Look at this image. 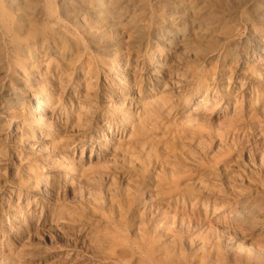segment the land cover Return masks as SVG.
<instances>
[{
    "label": "rangeland",
    "instance_id": "374dc122",
    "mask_svg": "<svg viewBox=\"0 0 264 264\" xmlns=\"http://www.w3.org/2000/svg\"><path fill=\"white\" fill-rule=\"evenodd\" d=\"M146 1L144 18L155 28L159 18L168 14L170 2L176 0ZM243 1H246L243 9L251 17H256L258 9L255 0H214L213 5L204 1L199 4L201 13L205 12L209 17L206 27L212 24L217 32H220L223 19L230 18L229 15L238 19L239 30L235 31L230 41L217 44L218 57L222 56L220 51L223 52L228 44L244 54L253 51L254 31L259 25L242 19L243 10L239 4ZM140 2L136 0L134 3ZM215 14L217 18L213 19L212 15ZM8 46L11 47L10 40L3 39L0 43V89L8 88L14 76L15 57ZM156 47L159 45L147 42L142 49L135 50L129 57L128 70L138 64V73L146 76L149 73V52ZM92 53L84 56V62L88 61L85 67L92 64L91 70L100 74L98 78H92L88 87L79 82V63L68 66V61H64L51 65V69L58 68L61 81L66 83L69 77L72 79L68 89L79 94L71 102L72 94L62 89L57 91L56 88L54 93L59 94L60 100L56 115L58 119H54L51 126H44L34 134L29 133L32 124L27 123L25 115L30 109L34 86L24 92L21 107L15 109L6 106L4 114L0 113V128L5 125L4 130H0V264H137L139 255L125 253L124 248L139 240L142 225L152 230L155 218L159 219L164 211L171 221L201 222L205 218L204 204L210 205L208 219L220 232L208 233H212L208 248L211 255L208 259H202L195 256L194 249L187 248L182 255L185 259L167 264H264V252H259L264 250V232L247 231L246 236L252 240L242 245L227 238L228 243L220 245L218 249L214 242L218 235L226 231L212 218L216 206L221 214L254 209V213L260 212V220L264 221V90L260 88L259 95L256 96L255 92L252 95L253 88L259 85L255 84L254 76L241 73L243 71L229 72L226 66L233 52L226 54V57L223 55L221 61L181 55L176 69H179L178 80L183 84L174 90L172 113L159 117L155 126H151L145 148L142 149L128 138L129 130L122 127L120 112L113 115V102L118 99L114 92L122 91V85L114 82L118 74L116 61L124 65L126 59L122 57L116 60L114 55H103V60L107 63L111 61L102 66L97 65L98 54ZM170 56L168 60L172 59ZM43 62L39 59L34 63L32 76L56 81L57 77H52L48 70L47 74H41L45 66L39 65ZM206 71L212 75L210 80L216 83L208 93L212 97L211 110L216 107L215 101H232L233 95L238 94L239 101L244 103V107L239 108L243 116L234 120L231 111L224 113V110L217 108L215 117L211 119L202 123L187 122L184 114L189 104L201 95L197 81L192 77ZM222 74L232 79L229 87L222 83ZM142 85L146 91L150 88L147 81L125 91H135ZM217 91L222 93V97L216 98ZM137 95L132 99L135 105L131 106L135 117L141 110L136 104ZM77 101L86 110L79 111ZM108 117H115L119 123V132L111 136L122 144L120 148L116 149L115 141L110 140L106 147L107 143L101 140L103 133L100 129ZM132 119L133 116L128 122L131 123ZM111 136H108L109 139ZM94 146L99 157L90 162L87 155ZM84 147L86 151L82 154ZM63 158L73 160V164L63 168L68 177L66 184L57 189V195H52L38 185L39 175L58 169L53 161ZM178 168L182 185H189L197 197L199 195L196 201L192 196L195 206L189 200H181L171 206L165 205V202L160 204L165 197H169L161 190L165 185L164 179L172 169ZM15 213L20 216L16 224L13 222ZM204 230L198 229L195 235L205 234ZM170 240L169 236H164L162 242L165 244ZM144 264L152 263L146 261Z\"/></svg>",
    "mask_w": 264,
    "mask_h": 264
},
{
    "label": "bare ground",
    "instance_id": "6f19581e",
    "mask_svg": "<svg viewBox=\"0 0 264 264\" xmlns=\"http://www.w3.org/2000/svg\"><path fill=\"white\" fill-rule=\"evenodd\" d=\"M135 1L136 0H0V43L3 39L10 40L11 47H8L11 49V52L14 53L15 67L13 74L17 78L15 79L13 76L8 88L0 89V101H2L0 103V113L4 114L6 106L15 109L21 107L24 104V92L28 88L34 86L35 90L32 93L30 109L27 115H25L27 123L29 122L32 124L29 133L34 134L42 127L44 128V126H51L54 119L57 118L58 104L60 102L58 97L59 94L56 95L54 93L56 88L57 91L63 90L64 92L66 91L72 94L71 102L74 97H79V94L76 92L73 93V91L71 92V90L68 89L72 79L69 77L66 83L61 81L60 78L62 76L58 68L51 69V65L60 64L61 62L64 63V61H68V66L79 63L80 66L78 69L82 75L79 77V82L80 84H85V87H88L92 82V78H98L100 74L94 73L92 71L93 69L91 70L92 64H87L86 67L88 69L85 67L88 61L84 62V56L86 54L91 55L93 54L92 52L98 54L97 56L99 58L97 57V65L106 66V64L110 63L111 60L107 63L106 60L102 59L101 56L103 55L105 57L114 55L116 56V60L122 57V59H126L124 60V63H126L124 65H122L121 61H116L118 74L117 77L114 78V82L122 85L120 88L122 91L114 92L118 99L113 102V115L120 112L121 120H123L122 127L129 130L128 138L142 146V149L145 148V141L148 139L151 126H155L159 117L164 115L167 116V114L172 113L173 106L175 105L172 102V97L175 93L174 90L176 88H181L180 84H183V81L178 80L180 79L178 78L179 69H176V62L181 55H187L188 57L193 56L196 58L205 57L207 60L214 58L219 61L223 55L226 57V54L233 52L231 60L228 58L230 60L228 62L229 65L226 66L229 72L232 73L234 70L243 71L241 73L245 74L247 72L250 77L254 76L256 80L255 84L259 85L253 88L254 90L250 89V91L252 90V95L253 92H255L257 96L261 89L264 90V0H255L258 12L254 18L248 15V11L243 9L245 8L246 1L239 4V8L243 10L241 12L243 15L242 19L245 18L244 20H246V22L257 23L259 25L258 29L254 31L255 40L254 42L252 41L253 43L251 45L253 51L244 54L241 50H235L234 47L231 48V44H228L227 46L229 47L226 46L223 48V52L220 51L222 55H219L220 57L217 56V44L229 42L235 31L239 30V22L238 19L231 14L229 15L230 18H225L223 19L224 21L221 22V27L219 28L220 32H217L212 24L207 23V26L210 25V27H206V22L209 20V17H206L208 15L205 14V12L201 13L199 4L204 1L208 5H213L212 3L214 0H176L170 2L171 6L169 7L168 14L166 13L167 15L165 17L161 16L159 18V24H157L155 28L152 27L150 22H146L144 18V14H146L144 11L147 9V1L141 0V2L137 4L134 3ZM212 17L215 19L216 14L212 15ZM147 42H154L156 45H159V47L149 52V73L146 75L149 77L138 73L136 68L138 64H135L134 68L130 70L126 67L129 57L134 54L135 50L142 49ZM170 55H172V57ZM168 56L172 59L168 60ZM90 58L91 57H89V59ZM39 59L44 61L39 66H45L43 73H40L45 75L47 74L46 70H48L52 77H57L56 81H46L41 78V76L40 78L32 76L31 68H34L32 66H34V63ZM203 63L204 62H202V64ZM35 66H37V64ZM221 71L224 72L226 69H221ZM243 74L240 75L243 76ZM86 76L90 78L87 79ZM192 79L197 81L198 92L201 93V95L196 97L194 103L189 104L188 110L184 114L187 122L200 123L201 121L202 123V121L211 119L215 117L217 108L224 110V113L231 111L234 120L244 115L239 111V108L241 110L244 107L242 106L244 103H242L243 101H239L238 94L233 95L232 101H215L216 104L214 105L216 107L211 110L212 97L208 93L209 90L212 89V85L216 83L210 80L212 79V75L209 71L202 73V75H193ZM221 79L222 83H226L228 87L230 86L229 82H231L232 79L227 76L224 77L223 74L221 75ZM185 80L187 81V79ZM147 81L148 84H150V88L147 91L144 90L143 85L135 88V91H125L126 89L136 87L138 84H144ZM55 83L56 86H54ZM216 93L218 94H216V98L222 97V93L219 91ZM136 94H138L136 104L141 110L137 112L138 116L136 115L135 117L131 111V106L135 105L132 99L135 98ZM129 103H131L130 107H128ZM77 107L79 111H83V109L86 110V107L83 106L80 101H77ZM131 116H133V119L131 123H129L128 121ZM15 117H18V115H15ZM114 118L108 117V121L101 127L100 132L103 133L101 140L107 143L106 147L109 146L111 141H115L117 149L120 148L122 144H119L120 142L112 137L114 134H117L120 129L117 127L119 123L116 122ZM129 124L130 126L127 127ZM4 126L5 125H2L0 130H4ZM108 136L112 138L110 137L109 139ZM90 150L87 159L92 162L93 159L99 157V155L95 146ZM85 151L86 148L84 147L82 149V154L83 152L85 153ZM53 162L58 166V169L40 174L38 185L43 187L47 193L57 195L59 193L58 190L66 184V179L68 178L63 168H65V166H72L73 160L69 159L67 161L63 158L61 160H54ZM180 174L179 168L172 169L166 179H164L165 185H163L161 190L162 193L169 195V197H165L160 204H164L165 202V205L171 206L174 203L177 204L181 200L182 202L189 200V203H192L194 199L195 201L197 200L199 195L197 197L196 192L191 189L189 185H182L183 179ZM161 181L162 180L159 181L160 186L162 185ZM192 196H195L194 199H192ZM192 205L195 206V202L192 203ZM204 207L203 213L205 218L202 219L201 222H193L192 220H182L180 222L171 221L170 216L167 215L165 211L162 212L160 218L158 217L159 219L155 218V226L152 230L145 227L143 228V225L141 226L142 232L140 233L139 240L133 245L124 248V252L131 253L132 256L139 255L137 264H144L146 261L152 264L179 262L185 259L182 255H184L183 251L187 248L194 249L196 257L208 259L211 255L208 253V248L211 245L210 235L212 234L209 235L208 233L216 232L219 234L220 232H217L218 229L215 228L213 222L208 219L210 215L209 210L211 209L210 205L208 204L206 206L204 204ZM247 209L241 212L236 211L230 214H221L219 213V209L216 208V206L214 207V215L212 218H214L215 223H218V226L227 233H222V235L220 234L217 236V240L214 244L218 246V249L220 245L228 243L227 238L242 245L245 241L252 240L251 237L246 236L247 231L264 232V221L260 220V212L254 213V209L252 211ZM19 217L18 213L14 214V224L17 223L16 220ZM122 223H124V221ZM202 228L205 229L204 233H206L195 235L196 231ZM186 233H188V236ZM164 236L170 237L171 244H168L170 241L165 244L162 242ZM259 252L262 253L264 250H259Z\"/></svg>",
    "mask_w": 264,
    "mask_h": 264
}]
</instances>
